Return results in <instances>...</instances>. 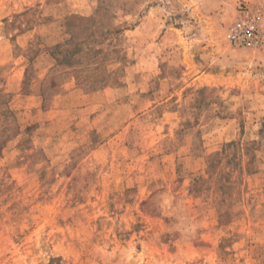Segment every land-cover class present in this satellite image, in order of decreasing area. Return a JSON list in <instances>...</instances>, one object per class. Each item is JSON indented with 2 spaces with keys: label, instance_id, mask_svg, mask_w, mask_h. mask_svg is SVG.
<instances>
[{
  "label": "rangeland",
  "instance_id": "obj_1",
  "mask_svg": "<svg viewBox=\"0 0 264 264\" xmlns=\"http://www.w3.org/2000/svg\"><path fill=\"white\" fill-rule=\"evenodd\" d=\"M242 4L0 0V264H264Z\"/></svg>",
  "mask_w": 264,
  "mask_h": 264
},
{
  "label": "built area",
  "instance_id": "obj_2",
  "mask_svg": "<svg viewBox=\"0 0 264 264\" xmlns=\"http://www.w3.org/2000/svg\"><path fill=\"white\" fill-rule=\"evenodd\" d=\"M260 20L261 17L256 8L248 4L239 6L237 17L228 30L229 42L243 47L264 46V33Z\"/></svg>",
  "mask_w": 264,
  "mask_h": 264
},
{
  "label": "trees",
  "instance_id": "obj_3",
  "mask_svg": "<svg viewBox=\"0 0 264 264\" xmlns=\"http://www.w3.org/2000/svg\"><path fill=\"white\" fill-rule=\"evenodd\" d=\"M69 64H70V66H72L73 63L71 62V63H69Z\"/></svg>",
  "mask_w": 264,
  "mask_h": 264
}]
</instances>
